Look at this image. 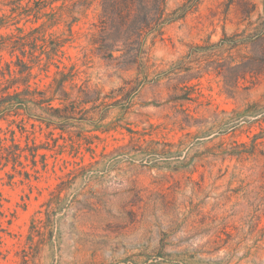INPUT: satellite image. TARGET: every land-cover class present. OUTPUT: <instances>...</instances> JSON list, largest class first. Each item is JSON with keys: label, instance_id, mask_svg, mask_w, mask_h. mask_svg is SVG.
I'll list each match as a JSON object with an SVG mask.
<instances>
[{"label": "rangeland", "instance_id": "1", "mask_svg": "<svg viewBox=\"0 0 264 264\" xmlns=\"http://www.w3.org/2000/svg\"><path fill=\"white\" fill-rule=\"evenodd\" d=\"M100 1L0 0V34L23 27L26 49L68 38L61 60L83 69L74 81L86 79L101 97L60 121L64 132H53L66 146L54 156L40 149L45 170L39 161L37 173L24 161L28 177L0 168V264H264V66L235 86L225 65L226 79L185 57L194 43L255 36L264 0H166L142 72L95 54ZM232 52L225 46L215 57L228 63ZM241 52L261 62L264 44ZM38 78L42 88L50 80ZM66 89L76 96L71 83ZM37 128L30 137L41 143Z\"/></svg>", "mask_w": 264, "mask_h": 264}, {"label": "trees", "instance_id": "2", "mask_svg": "<svg viewBox=\"0 0 264 264\" xmlns=\"http://www.w3.org/2000/svg\"><path fill=\"white\" fill-rule=\"evenodd\" d=\"M165 3L166 0H101V12L98 22L94 23L95 31L92 32L89 40L95 54L117 61L116 66L120 69L130 68L132 65L142 72L141 60L145 39L149 34L161 31L165 22ZM54 19L53 15L48 17L49 21H55ZM4 23L0 16V28L4 26ZM41 28L35 27L33 32H41ZM16 31L18 34H0V51L7 49L10 55L15 57V59L6 60L0 54V121L4 120L7 123L4 128L0 126L2 133L0 135V168L11 165L14 172L28 177L30 172L25 169L28 163L24 161H30L31 168L37 173L39 172L38 161L43 170L48 165L47 152H40V149L53 151L50 156H54L61 153L66 146L65 143L58 142L59 138H63L62 134L59 133L56 137L53 132L58 127L61 132H64V126H60V121L67 125L72 113L88 104L97 103L101 97H99L100 90L90 87L86 79H82L80 83L74 81L81 72H84L83 69L77 67L76 63L67 65L61 60L64 54L62 47L68 38L47 41L42 37L43 42L39 48L34 44L26 49L27 42H25L23 27L16 26ZM258 31L255 36L243 38H239L238 33L230 36L224 34L218 42L210 46L194 43L189 46L185 57L197 61V67H200L201 62L204 61L205 64L199 68L200 72L215 71L217 74L222 73L224 78L226 74L221 72L220 67L225 65L230 75L229 81L237 86L241 79H246L247 75L255 76L261 73V67L264 66V57L261 58V62H257L255 53L245 55L241 52V48L248 44L252 48L255 45L264 44V28ZM31 34L30 31L27 36ZM35 37L32 35L29 39L35 42ZM225 46L233 51L234 56L228 54L231 57L229 62H236L233 65H229V62L221 63L215 57L218 55L216 51ZM114 52L119 54L115 55ZM25 56L29 57L28 61L24 59ZM82 57V65H86L90 57L89 53L84 52ZM51 65H54L56 69L50 75ZM35 66L38 70L33 72ZM39 75L50 77L43 88L36 81ZM67 82L71 83V87L77 88L75 97H72L71 92L66 89ZM123 87L120 86L112 92H121ZM55 100L56 104L53 103ZM27 124L32 128L31 132ZM14 125L20 135L25 136V144L22 145L20 139L16 138ZM36 126L37 131L45 132L46 140L41 143H37L34 136L30 137L35 133ZM86 149L93 151L90 145ZM57 188L62 189L61 185H57ZM0 207H2L1 195ZM5 217L6 214L0 209V231L3 230L1 225L3 221H6Z\"/></svg>", "mask_w": 264, "mask_h": 264}]
</instances>
